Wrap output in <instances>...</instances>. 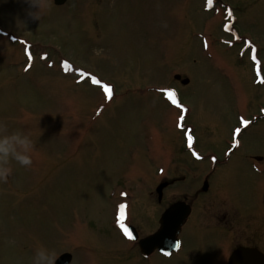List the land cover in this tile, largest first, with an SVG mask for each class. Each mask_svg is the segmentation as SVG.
<instances>
[{"label":"rangeland","instance_id":"1","mask_svg":"<svg viewBox=\"0 0 264 264\" xmlns=\"http://www.w3.org/2000/svg\"><path fill=\"white\" fill-rule=\"evenodd\" d=\"M0 126L35 144L0 182V264L40 246L72 264H220L227 242L202 222L147 261L118 222L133 206L143 224L165 169L162 201L229 202L264 231V0H0Z\"/></svg>","mask_w":264,"mask_h":264},{"label":"flooded vegetation","instance_id":"2","mask_svg":"<svg viewBox=\"0 0 264 264\" xmlns=\"http://www.w3.org/2000/svg\"><path fill=\"white\" fill-rule=\"evenodd\" d=\"M175 202L176 201L161 200L156 201L155 206L153 205V202L150 201L149 204L142 208V215H144V218H142L143 224L141 226L134 222L133 217L126 224H130L135 228L138 238L146 237L158 229L161 214L166 208ZM187 203L190 205V213L176 234V238L178 239V248L175 251H170L169 254L166 255L157 249H152L146 255H142L140 253L137 240L128 239V252L131 255H137L144 261L149 260L155 255L162 258H171L172 256L175 257L183 249V232L187 230L188 227L192 228V223L196 221L198 224L199 222H202L203 225L199 224L200 229H202L203 234H206V238L210 241V243L218 240H226L228 243H226V247L222 249V261L220 264H227L230 253L240 246L257 249L264 255V231L261 230V232H259V230H256L255 227L248 226L246 219L244 220L243 216L239 212V206L228 204L229 202H217L213 200H192ZM135 209L131 210L134 214L136 212ZM239 218L242 219L247 226L244 225L243 221L240 222ZM240 226H243L244 231L248 233V236L250 234L248 228L252 229V235L249 236L250 242L246 243L242 241V239L240 241L237 240L240 239V236L236 235V232L239 233L241 230ZM244 231L243 235H245ZM240 232L242 235V230Z\"/></svg>","mask_w":264,"mask_h":264},{"label":"water","instance_id":"3","mask_svg":"<svg viewBox=\"0 0 264 264\" xmlns=\"http://www.w3.org/2000/svg\"><path fill=\"white\" fill-rule=\"evenodd\" d=\"M65 0H54L56 4H62ZM179 78V75L175 76ZM183 83L187 82V79L182 80ZM166 182L158 185L156 191L158 193V199L161 198V191ZM206 186H204V189ZM189 208L182 203H177L170 207L162 216L161 227L153 235L142 239L140 245L148 250L154 247H170L174 243V236L179 229V226L185 220ZM262 255H256L251 251L237 250L229 258L228 264H264ZM70 261V254H61L54 262V264H67Z\"/></svg>","mask_w":264,"mask_h":264},{"label":"clouds","instance_id":"4","mask_svg":"<svg viewBox=\"0 0 264 264\" xmlns=\"http://www.w3.org/2000/svg\"><path fill=\"white\" fill-rule=\"evenodd\" d=\"M39 18L40 13L34 16V19ZM34 147V139L30 133L22 130L8 131L5 126H0V182L6 181L11 174L12 169L9 166L11 161L22 167L32 164ZM54 260V254L40 246L36 249L32 264H54Z\"/></svg>","mask_w":264,"mask_h":264},{"label":"snow or ice","instance_id":"5","mask_svg":"<svg viewBox=\"0 0 264 264\" xmlns=\"http://www.w3.org/2000/svg\"><path fill=\"white\" fill-rule=\"evenodd\" d=\"M121 207H123V206H121ZM125 234L128 235L127 229H125Z\"/></svg>","mask_w":264,"mask_h":264}]
</instances>
